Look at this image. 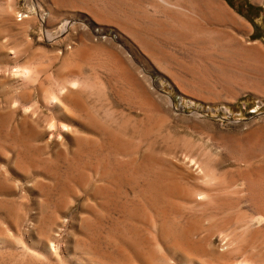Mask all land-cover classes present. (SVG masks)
Returning a JSON list of instances; mask_svg holds the SVG:
<instances>
[{"label": "rangeland", "instance_id": "obj_1", "mask_svg": "<svg viewBox=\"0 0 264 264\" xmlns=\"http://www.w3.org/2000/svg\"><path fill=\"white\" fill-rule=\"evenodd\" d=\"M124 1L186 35L107 0H0V264L264 262L244 0H205L231 12L214 20L201 0Z\"/></svg>", "mask_w": 264, "mask_h": 264}, {"label": "bare ground", "instance_id": "obj_2", "mask_svg": "<svg viewBox=\"0 0 264 264\" xmlns=\"http://www.w3.org/2000/svg\"><path fill=\"white\" fill-rule=\"evenodd\" d=\"M64 1H66V2H70V0H64ZM107 1H110V2H112V3H114V4H116L117 6H119L120 8H122L125 12H126V15H128V17H129V20L131 19V21L133 20L134 22H136V23H138V24H140V25H142V26H145V27H147V29L148 28H154V29H156L157 31V33H159V34H166V35H168L169 34V36L171 35V36H173V37H176V38H178V39H180L179 37H181V36H185L183 33L184 32H181V29H180V31L177 29V28H175L176 29V31H175V29L173 30V31H167L166 30V28L167 27H171V24L169 25L167 22H165L164 20L163 21H155V20H153V19H151V18H149L148 16H147V13L145 12V11H142V10H140V9H138V7H136L134 4H133V2L131 1V2H129V1H124V0H107ZM144 1H146L147 3L148 2H150V1H148V0H144ZM78 2V1H77ZM82 2V1H81ZM81 2H79V3H81ZM145 2V3H146ZM146 3V4H147ZM110 4V3H109ZM150 4H151V2H150ZM201 7L205 10V13H206V16L208 15V18H210L211 20H214L215 19V17L213 16V13H212V11H217V12H219V13H222V14H229V16L231 15V12H229L228 10H227V8L226 7H223L222 6V8L220 7V8H214V7H211L210 6V4L209 3H207L205 0H201ZM115 5V6H116ZM148 5V4H147ZM154 9H158V10H161V7L160 6H155V5H151ZM187 9V8H186ZM203 15V14H202ZM220 16H222L221 14H220ZM212 22V21H211ZM67 24H69V23H67V21H65L64 23H63V26L62 27H66L67 26ZM179 28V27H178ZM173 29V28H172ZM155 31V30H154ZM213 38H215V39H219V37H218V35L216 36V35H214L213 36ZM208 40V39H207ZM206 40V41H207ZM200 40H198V42H199ZM201 41H203V40H201ZM144 46V45H143ZM258 49L260 48V47H257ZM260 51H263V50H261V49H259ZM226 53H218V52H216V53H214V52H212V55H214V56H216V57H221V56H223V55H225ZM211 54H209V56H210ZM226 58V57H225ZM224 58V59H225ZM226 62V61H225ZM246 69H248V68H246ZM246 69H244V71L246 70ZM214 70L215 71H217V72H223V69H221L220 67H214ZM24 71V70H23ZM22 71V72H23ZM26 71V70H25ZM30 71V70H29ZM29 71H26V72H29ZM247 71V70H246ZM252 71H254V70H252ZM252 71H251V73H252ZM37 72V71H36ZM240 72V71H239ZM249 72V71H248ZM258 73H259V71H257ZM25 73V72H24ZM33 74V73H32ZM31 74V75H32ZM37 74V73H36ZM243 74V73H242ZM254 74H255V71H254ZM23 76V75H22ZM29 76H30V74H29ZM28 76V77H29ZM251 76V75H250ZM255 76V75H254ZM26 77V76H25ZM27 77V78H28ZM74 84V83H73ZM52 97V96H51ZM53 98V97H52ZM48 101V100H47ZM52 101V100H51ZM203 205V204H202ZM261 210H262V207H261ZM260 211V210H259ZM262 212V211H261ZM260 212V213H261ZM263 217H264V213H261L260 214V218H262L263 219ZM257 219H258V217H257ZM256 219V220H257ZM264 220V219H263ZM264 222V221H263ZM258 223V222H257ZM253 254V253H252ZM256 254V253H255ZM258 259V258H257ZM248 260V261H245L244 262V264H264V262H262L261 260H263V259H261V260Z\"/></svg>", "mask_w": 264, "mask_h": 264}, {"label": "crops", "instance_id": "obj_3", "mask_svg": "<svg viewBox=\"0 0 264 264\" xmlns=\"http://www.w3.org/2000/svg\"><path fill=\"white\" fill-rule=\"evenodd\" d=\"M235 8L240 6L238 1ZM235 2V3H236ZM234 12L247 24L249 31V40H253L256 43V46L260 47L259 49L264 51V12L258 8L257 5L253 4L250 0H244V9ZM253 14V15H252ZM252 15V16H251ZM255 31L259 32V36L253 37Z\"/></svg>", "mask_w": 264, "mask_h": 264}]
</instances>
